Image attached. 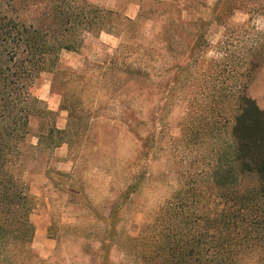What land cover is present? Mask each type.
Masks as SVG:
<instances>
[{"label":"rangeland","instance_id":"rangeland-1","mask_svg":"<svg viewBox=\"0 0 264 264\" xmlns=\"http://www.w3.org/2000/svg\"><path fill=\"white\" fill-rule=\"evenodd\" d=\"M93 1L120 13L112 30L61 50L34 87L40 102L18 146L35 231L30 252L11 250L19 264H91L118 206L110 264H141L134 238L191 186L212 149L233 145L222 100L242 52L264 36V0H243L225 22L213 20L218 0ZM248 92L264 108V62Z\"/></svg>","mask_w":264,"mask_h":264},{"label":"trees","instance_id":"trees-1","mask_svg":"<svg viewBox=\"0 0 264 264\" xmlns=\"http://www.w3.org/2000/svg\"><path fill=\"white\" fill-rule=\"evenodd\" d=\"M242 1L218 0L213 20L225 22ZM118 17V11L93 0H0V264H19L11 250L30 252L27 244L35 231L29 217L33 196L18 145L40 102L36 80L53 68L61 50H76L88 33L111 31ZM263 45L264 36L242 52V68L233 69L237 83L222 100V112L230 110L233 145L212 149L213 158L198 165L191 186L175 191L159 207L154 224L134 238L141 264H264V108L248 92L264 62ZM120 71L125 83L134 79L130 68ZM134 71L138 76L142 70ZM141 176L133 177L125 198ZM118 208L106 217L91 264H110Z\"/></svg>","mask_w":264,"mask_h":264},{"label":"crops","instance_id":"crops-1","mask_svg":"<svg viewBox=\"0 0 264 264\" xmlns=\"http://www.w3.org/2000/svg\"><path fill=\"white\" fill-rule=\"evenodd\" d=\"M127 15H129V17H135L137 15V10L135 8H133L132 6L127 8Z\"/></svg>","mask_w":264,"mask_h":264}]
</instances>
